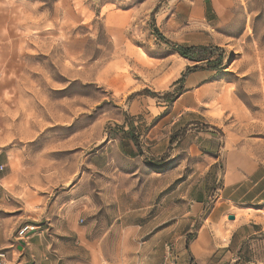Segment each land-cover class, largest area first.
I'll return each mask as SVG.
<instances>
[{"label": "rangeland", "instance_id": "1", "mask_svg": "<svg viewBox=\"0 0 264 264\" xmlns=\"http://www.w3.org/2000/svg\"><path fill=\"white\" fill-rule=\"evenodd\" d=\"M155 29L174 44L222 49V66L212 68L220 52L212 63L182 57ZM195 65L183 94L168 102ZM143 101L149 117H131ZM126 116L141 158L89 167ZM239 152L260 169L229 185ZM6 162L2 176L72 183L88 173L100 264H155L159 255L178 264L202 226L221 263L241 256L264 264V0H0ZM74 205L76 214L86 200ZM77 264L93 263L83 253Z\"/></svg>", "mask_w": 264, "mask_h": 264}, {"label": "crops", "instance_id": "2", "mask_svg": "<svg viewBox=\"0 0 264 264\" xmlns=\"http://www.w3.org/2000/svg\"><path fill=\"white\" fill-rule=\"evenodd\" d=\"M149 110L147 102L143 101L142 110L137 114L130 111L129 115L135 119L140 115L149 117ZM184 114L185 112L182 113ZM140 151L142 147H138L129 136L117 137L107 142L102 150L88 160L87 165L94 170L108 171L113 167L116 158L134 161L141 158ZM236 156L238 166L228 171L225 176L229 185L242 182L246 174L254 175L260 169L245 153L239 152ZM8 164H0L3 167L0 171V251L7 253L6 264H46L50 259L55 264L66 263L69 259L70 264H77L83 253L93 264L104 261V255L101 253L103 237L97 236L95 227L88 220L90 214L95 212L94 188L87 187L84 190L85 182L89 183L88 173L78 174L72 183H62L50 176L27 179L16 176L14 172L2 176L1 172L7 170ZM5 181L7 184H14L15 189L11 190L14 195L8 194L10 191L8 192ZM22 181L23 188H19ZM56 183L57 187H62L60 191L53 193L52 189L56 188ZM12 192L10 194H13ZM84 199L86 209L76 211L75 214L74 204ZM26 224L36 225L39 229L32 233L27 241H22L17 237V230ZM185 246L189 256L179 254L178 264H223V260L216 259L218 249L204 226L198 229L196 238ZM157 259L152 262L175 264L176 261L175 256L159 255ZM125 260L127 261L126 257ZM131 260L137 263L143 261V258L135 255ZM231 264L256 263L236 256Z\"/></svg>", "mask_w": 264, "mask_h": 264}, {"label": "trees", "instance_id": "3", "mask_svg": "<svg viewBox=\"0 0 264 264\" xmlns=\"http://www.w3.org/2000/svg\"><path fill=\"white\" fill-rule=\"evenodd\" d=\"M155 33L159 39H161L162 41H165L166 43L171 45L173 47V49L177 53H179L182 57H184V58H186V59H188L194 63H200V62H204V61H207V63L215 62V61L211 60V58H213V55L216 52H220L219 58L216 60L217 63L212 68H220L222 66V59H223L222 55H223L224 51L220 48L207 47L204 45L182 46L179 44H174L171 41L167 40L158 31V29H155ZM197 68H198V65H195L193 67H187L186 71L182 74L181 78L174 85V86H179V91L173 95H171L170 93L165 94L166 100L168 102L175 101L177 98H179V96L181 94H183V92H184L183 84H184L187 76L189 74H191L192 72H194ZM151 96H156V95L152 94ZM126 125L128 126L127 130L125 129ZM118 128L120 129V132H121L119 137L123 138L125 136H129L135 142V144L139 147V142H138L139 140L137 137V132L135 131V125L128 116H126L125 124L121 125V126L118 125Z\"/></svg>", "mask_w": 264, "mask_h": 264}, {"label": "built area", "instance_id": "4", "mask_svg": "<svg viewBox=\"0 0 264 264\" xmlns=\"http://www.w3.org/2000/svg\"><path fill=\"white\" fill-rule=\"evenodd\" d=\"M3 170V167L0 166V171ZM38 230V227L33 224H26L23 225L19 231L17 232V237L19 240L27 241L30 237V235ZM7 263V253L6 251L2 250L0 251V264H6Z\"/></svg>", "mask_w": 264, "mask_h": 264}, {"label": "water", "instance_id": "5", "mask_svg": "<svg viewBox=\"0 0 264 264\" xmlns=\"http://www.w3.org/2000/svg\"><path fill=\"white\" fill-rule=\"evenodd\" d=\"M234 218H235L234 216H229V219L231 220H234Z\"/></svg>", "mask_w": 264, "mask_h": 264}]
</instances>
